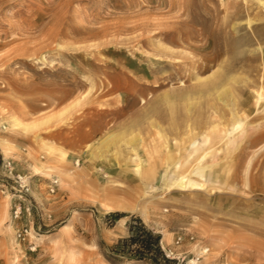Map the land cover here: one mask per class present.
<instances>
[{
	"label": "rangeland",
	"instance_id": "obj_1",
	"mask_svg": "<svg viewBox=\"0 0 264 264\" xmlns=\"http://www.w3.org/2000/svg\"><path fill=\"white\" fill-rule=\"evenodd\" d=\"M135 217L175 264H264V0H0V264H150Z\"/></svg>",
	"mask_w": 264,
	"mask_h": 264
},
{
	"label": "trees",
	"instance_id": "obj_2",
	"mask_svg": "<svg viewBox=\"0 0 264 264\" xmlns=\"http://www.w3.org/2000/svg\"><path fill=\"white\" fill-rule=\"evenodd\" d=\"M113 221L120 220L124 215L122 213H113L109 218ZM129 236L122 239L127 245L134 246L131 253L137 260H148L150 264H175V260L166 258L162 251L160 241L161 236L147 229L141 219L135 217L128 225Z\"/></svg>",
	"mask_w": 264,
	"mask_h": 264
},
{
	"label": "built area",
	"instance_id": "obj_3",
	"mask_svg": "<svg viewBox=\"0 0 264 264\" xmlns=\"http://www.w3.org/2000/svg\"><path fill=\"white\" fill-rule=\"evenodd\" d=\"M5 167L8 169V175H11L12 178H14V185L11 187L12 190L15 192V194L17 195L16 197L18 198L19 202H15L13 203V207H12V213H13V218L16 219H20L21 218V212L22 210L25 211H29L31 209V205H29L28 203H25L24 205L21 204L25 198H24V193L23 191H26L27 188V184L26 182H23V177L20 175H14L12 173V168L10 167L11 163L10 162H5ZM57 184V181H53L52 185L53 187H55ZM54 188L51 189V191H53ZM30 237V233H29V229H25L24 231H17L16 232V238L20 241H25L26 238ZM162 248V247H161ZM162 251L164 252V255L166 256V258L171 259V260H179L178 258L173 259L174 257H172V253L169 251H165L164 249H162Z\"/></svg>",
	"mask_w": 264,
	"mask_h": 264
},
{
	"label": "bare ground",
	"instance_id": "obj_4",
	"mask_svg": "<svg viewBox=\"0 0 264 264\" xmlns=\"http://www.w3.org/2000/svg\"><path fill=\"white\" fill-rule=\"evenodd\" d=\"M259 97H261V95H259ZM183 99V98H182ZM232 114V113H231ZM232 116H233V119L234 120H238V118L236 117V115L233 113L232 114ZM239 124V123H238ZM233 126H235V125H233ZM238 126H240V125H238ZM235 127H237V126H235ZM232 130H233V128H232ZM232 132H227L226 133V135H230ZM232 137V136H231ZM112 138V135H110V136H108L107 138H106V140H108V139H111ZM205 139H207L206 137H205ZM103 142H105V141H102L101 143H103ZM204 142H205V140H204ZM192 148L193 147H196L198 144H197V142L195 141V140H193V141H191L190 142V144H189ZM209 152H205L204 154H202V155H200V159H204L205 157H206V155L208 154ZM78 166V165H77ZM35 169H37V168H35ZM40 170V169H39ZM39 170H35L36 171V173L35 174H38V173H40L39 172ZM42 170V169H41ZM23 182H26V180H25V178L23 177ZM175 187L176 188H179L180 189V191H193V192H199V191H202V189H203V184L202 183H200V182H197V181H194V180H192L190 177H186V176H183V177H181L180 179H179V181L175 184ZM31 235V234H30Z\"/></svg>",
	"mask_w": 264,
	"mask_h": 264
}]
</instances>
